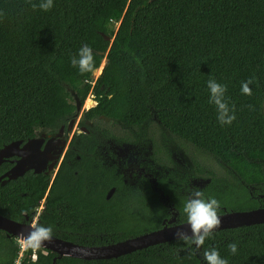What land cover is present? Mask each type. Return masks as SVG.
Wrapping results in <instances>:
<instances>
[{"label": "trees", "instance_id": "1", "mask_svg": "<svg viewBox=\"0 0 264 264\" xmlns=\"http://www.w3.org/2000/svg\"><path fill=\"white\" fill-rule=\"evenodd\" d=\"M38 2L0 0V147L40 131L56 133L76 117V98L81 105L92 93L96 103L82 111L79 125L89 117L88 129L101 124L111 140L144 145L154 144L147 130L155 123L219 161L222 171L192 161L191 175L157 178L175 222L186 221L183 202L194 191L214 196L217 214L264 203V0H54L48 11L32 7ZM82 44L93 49L95 68L105 59L95 78L70 63ZM209 79L226 85L235 114L230 124H221L209 103ZM249 80L251 95H245L241 84ZM102 116L125 132L116 136ZM96 142L94 133L81 132L71 146ZM154 158L166 165L162 155ZM7 167L2 163L0 172ZM77 167L64 161L51 184L46 174L31 172L0 183V214L19 221L44 199L37 224L83 245L161 227L167 212L147 182L127 187L96 176L86 187L71 177ZM192 175L204 182L197 186ZM112 185L115 192L105 198ZM210 248L228 264H264V222L213 230L199 248L176 238L106 259L61 256L54 264H206L203 253ZM35 253L33 259L26 249L19 264H53L56 256L42 248ZM17 256L16 239L0 229V264H14Z\"/></svg>", "mask_w": 264, "mask_h": 264}, {"label": "flooded vegetation", "instance_id": "2", "mask_svg": "<svg viewBox=\"0 0 264 264\" xmlns=\"http://www.w3.org/2000/svg\"><path fill=\"white\" fill-rule=\"evenodd\" d=\"M89 96H91L94 100L92 93L89 94ZM95 103L96 101L94 100L93 104ZM83 104H81L79 110H77L78 113L76 115V119L73 121L71 129L68 128V123L71 119L66 123V125H62L63 132L61 135H57V132L51 134L40 131L25 141L20 139L21 144H24L27 140L32 138L43 139L40 149H35L38 152L44 150L43 148L45 142L51 137L59 138L60 143L62 142L64 144L62 149H59V147L56 149H51V152L45 155L47 158L46 166L40 172H34L33 169H28L23 174L27 173V176H29L30 172L34 174L44 173L49 176V183L51 184L54 180V177L60 171L63 162L65 161L66 165H78L81 167L73 169L71 171V177H75L76 180L82 179L81 182L86 187L88 183L94 182V177L96 178V176L103 180L97 182L106 184V182H108V178H113L118 183H125L127 187L140 186V184L147 182L153 189L159 192V199L161 200L167 212V216L162 218L161 224H168L166 220L172 215L174 211L176 212V210L169 202L167 196H165L163 189L158 187L157 184V178L160 179L169 175L166 173V171H164V169H168V167L166 166L165 168V165L159 164L154 158V155L158 153L159 155H162L166 158V162H170L169 157H167L168 149H158L159 146L157 147L154 145L151 140H149L148 143L144 145L142 143L133 145L128 141L111 140L110 136L102 134L101 127L103 126L101 124H99L100 128L98 129H88L87 126L92 127L91 125H93V119H89V117L83 119L84 125H79V121L82 117V111L85 109ZM100 118H103L105 121L109 120V118L103 116ZM81 132L94 133L95 139H97L95 145L91 147L90 145L85 144L84 149H76V146H71V141L73 140L74 134H80ZM74 143H79L77 138L74 139ZM18 158L19 156L12 154L2 161L0 165L2 163H7L8 167L4 171L0 172V176L6 170L11 168ZM50 165H52V167L48 168ZM63 173H66V169L63 170ZM0 180H4V182L8 181L5 180V177H2ZM111 189L112 192L110 195H108ZM115 190L116 188L114 185L108 187L104 193L105 198H109L115 192ZM41 201H43V203H41ZM259 206H264V203L258 205L257 207ZM43 208L44 199L38 202L32 211L31 216L24 214V217L19 221L31 225L37 224L39 215L41 214ZM163 220H165V222H162ZM14 238L16 239V237Z\"/></svg>", "mask_w": 264, "mask_h": 264}, {"label": "water", "instance_id": "3", "mask_svg": "<svg viewBox=\"0 0 264 264\" xmlns=\"http://www.w3.org/2000/svg\"><path fill=\"white\" fill-rule=\"evenodd\" d=\"M101 33L104 35L105 39H110V36L105 35L103 32ZM94 74L95 73H93V75ZM93 103L94 100L91 99L88 103V106H93ZM79 108L80 103L76 98V109L79 110ZM75 119L76 117L71 119L68 123L69 129H71ZM62 132L63 126L61 125L56 134L61 135ZM42 141L43 139L41 138H32L27 140L24 144H21L20 140H13L1 146L0 163L12 154L19 156V158L15 161L11 168L6 170L0 176V179L2 177H5V180L15 179L18 176L23 175V173L28 169H33L34 172H40L46 166L47 158L45 155L51 152V149H56L57 147L62 149L64 145L62 142L60 143L59 138L51 137L45 142L43 148L44 150L38 152L35 149H40ZM51 167L52 165H50L48 168ZM0 183L3 184L4 180H0ZM111 192L112 189L109 191L108 195H110ZM175 215L176 212L174 211L172 215L166 220L168 224L165 223L159 228L109 244L83 245L52 235V238L48 241H45L41 248L56 253V256L53 257L52 261L54 264L55 258H60L61 256H70L81 259H106L117 257L125 253L147 247L149 245L180 238L181 233L191 237L187 220L175 222ZM217 215L220 217V224L214 230L263 223L264 206L247 210H229ZM162 222H165V220ZM29 225L31 224H26L0 214V229L5 231L8 236L19 239L21 234L27 235L29 231Z\"/></svg>", "mask_w": 264, "mask_h": 264}, {"label": "clouds", "instance_id": "4", "mask_svg": "<svg viewBox=\"0 0 264 264\" xmlns=\"http://www.w3.org/2000/svg\"><path fill=\"white\" fill-rule=\"evenodd\" d=\"M53 4L54 0H39L38 4L33 3L32 7H39L43 11H48L53 7ZM70 63L81 74L95 73L97 69L99 71L104 65L101 61L98 68H95L93 49L88 44H82L77 49L76 53L70 57ZM206 83L209 92V103L214 104L216 107L217 120L221 124H230L235 119V114L225 97L226 85L218 83L215 79H209ZM250 83L251 80L241 84L243 94L251 95ZM218 207L219 202L214 196L205 198L200 191L192 192L191 198H187L183 202V212L186 214L191 238L189 239L186 234L181 233L180 239L186 240L189 244H194L197 248L203 245L207 238H211L213 230L220 224V217L217 215ZM28 227L27 235L21 234L18 240L23 248H30L35 251L41 248L45 241L52 238L53 228L51 225L35 224ZM228 250L235 254L237 244L235 242L229 243ZM203 256L206 264H228V259L221 257L215 248L206 249Z\"/></svg>", "mask_w": 264, "mask_h": 264}, {"label": "rangeland", "instance_id": "5", "mask_svg": "<svg viewBox=\"0 0 264 264\" xmlns=\"http://www.w3.org/2000/svg\"><path fill=\"white\" fill-rule=\"evenodd\" d=\"M116 28V25H115ZM105 60H102L104 64ZM101 69L95 72L94 76H98ZM92 99L89 94L86 96L84 100L83 107L85 109L88 107L89 101ZM107 124H103L105 126H110L112 132L116 136H120L124 131L122 126L115 122H110V119ZM152 126L148 127L147 132H153L155 142L154 144L158 147V149H168L167 153L170 162H166V166L168 169H164L166 173L172 175H180V178L186 177V175H191L193 173L194 164L198 166L209 167L217 170H223V168L219 165V161L210 153L204 152L201 149H196L188 143H180L177 138L171 135L167 130L164 128H159L157 125L151 124ZM172 150V153H171ZM175 153V154H174ZM192 161L194 164H192ZM196 162V163H195ZM193 176V175H192ZM204 177L193 176L192 182L197 183V186H200L204 182Z\"/></svg>", "mask_w": 264, "mask_h": 264}, {"label": "built area", "instance_id": "6", "mask_svg": "<svg viewBox=\"0 0 264 264\" xmlns=\"http://www.w3.org/2000/svg\"><path fill=\"white\" fill-rule=\"evenodd\" d=\"M111 21H112V19H111ZM115 25H116V28L118 27V25H119V21H116L115 22ZM96 76H94V78H95ZM41 203H43V201H41ZM18 238H16V241H17V243H18ZM32 250V249H31ZM26 251V248H23V247H21L20 246V244L18 243V256H17V258H16V260H15V263L14 264H19L20 263V260H21V257L23 256V254H24V252ZM33 251V250H32ZM33 255H32V258L34 259L35 258V251H33Z\"/></svg>", "mask_w": 264, "mask_h": 264}]
</instances>
